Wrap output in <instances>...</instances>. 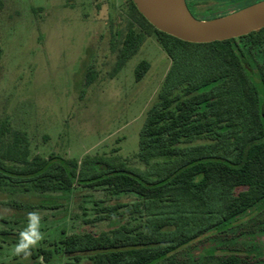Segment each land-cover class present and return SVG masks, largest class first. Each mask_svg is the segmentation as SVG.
I'll return each instance as SVG.
<instances>
[{"label":"trees","instance_id":"16d2710c","mask_svg":"<svg viewBox=\"0 0 264 264\" xmlns=\"http://www.w3.org/2000/svg\"><path fill=\"white\" fill-rule=\"evenodd\" d=\"M259 1L226 0L203 15L193 10L201 0L186 3L196 18L208 20ZM131 6L172 60L139 133L136 157L144 169L119 156H86L81 163L56 154L31 156L27 132L1 120L0 193L68 196L79 185L115 197L134 196L131 202L102 207L106 213L96 220H109L125 208L135 223L59 240L55 249L76 262L191 264L187 248L210 240L215 245L194 264H264L263 248L242 240L264 233V28L225 41L190 43L156 29L132 0ZM145 37L129 22L112 76ZM148 70L149 63L141 61L136 79ZM93 77L90 68L87 84ZM47 207L59 208V203ZM53 254L40 248L31 255L49 262Z\"/></svg>","mask_w":264,"mask_h":264},{"label":"rangeland","instance_id":"374dc122","mask_svg":"<svg viewBox=\"0 0 264 264\" xmlns=\"http://www.w3.org/2000/svg\"><path fill=\"white\" fill-rule=\"evenodd\" d=\"M225 3L201 0L193 10L203 15L206 8ZM129 22L146 37L112 76ZM141 61L149 63V70L138 81L135 71ZM171 65L154 29L132 8L131 0H0V121L27 132L31 156L56 154L79 163L86 156H119L144 169L136 157L139 133ZM90 68L94 77L87 84ZM134 198L79 185L68 196L22 190L0 193V264H91L87 258L76 262L62 249L57 251L59 240L135 223L125 208L109 220H96L106 213L102 207ZM54 202L59 208L47 207ZM32 211L42 215L44 236L33 250L51 249L49 262L14 254ZM2 231L12 234L6 237ZM242 240L264 250V233L244 235ZM214 245L210 240L198 242L185 254L194 264Z\"/></svg>","mask_w":264,"mask_h":264},{"label":"water","instance_id":"95a60500","mask_svg":"<svg viewBox=\"0 0 264 264\" xmlns=\"http://www.w3.org/2000/svg\"><path fill=\"white\" fill-rule=\"evenodd\" d=\"M132 1L156 29L190 43L225 41L264 28V0L208 20L196 18L186 0Z\"/></svg>","mask_w":264,"mask_h":264},{"label":"clouds","instance_id":"9594fccd","mask_svg":"<svg viewBox=\"0 0 264 264\" xmlns=\"http://www.w3.org/2000/svg\"><path fill=\"white\" fill-rule=\"evenodd\" d=\"M42 215L39 211H32L27 214V225L19 232L18 242L14 246V254L28 259L32 249L37 247L44 236L40 230Z\"/></svg>","mask_w":264,"mask_h":264}]
</instances>
